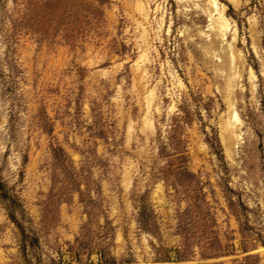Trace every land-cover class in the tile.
I'll list each match as a JSON object with an SVG mask.
<instances>
[{
  "label": "rangeland",
  "instance_id": "374dc122",
  "mask_svg": "<svg viewBox=\"0 0 264 264\" xmlns=\"http://www.w3.org/2000/svg\"><path fill=\"white\" fill-rule=\"evenodd\" d=\"M217 3L0 0V264H264V0Z\"/></svg>",
  "mask_w": 264,
  "mask_h": 264
},
{
  "label": "bare ground",
  "instance_id": "6f19581e",
  "mask_svg": "<svg viewBox=\"0 0 264 264\" xmlns=\"http://www.w3.org/2000/svg\"><path fill=\"white\" fill-rule=\"evenodd\" d=\"M231 1H235V0H231ZM210 5H211V11H214L212 9H218V3L217 0H210ZM209 13V12H208ZM222 12L220 13V23L219 26H215L217 28V30L219 31V35L220 37H223V32L224 30H227L229 28V25L227 23V21L223 18L222 16ZM212 16V13H211ZM214 23V22H213ZM215 28V29H216ZM216 31V30H215ZM226 63V62H225ZM229 65V64H228ZM224 71V70H223ZM230 108H232V105L230 106ZM232 120H234L235 123H232ZM241 121L238 118V116L234 113V111L231 113V118L229 119V121L225 124V126L223 127L224 132H226L227 134V139L228 137H233L234 135H236V133L238 132V127L236 126V124H239ZM237 137V136H236ZM238 138V137H237ZM226 139V138H225ZM226 139V140H227ZM225 140V141H226ZM234 144V143H233ZM229 148V147H228ZM229 152H231L230 149H228ZM231 155V154H230Z\"/></svg>",
  "mask_w": 264,
  "mask_h": 264
},
{
  "label": "trees",
  "instance_id": "16d2710c",
  "mask_svg": "<svg viewBox=\"0 0 264 264\" xmlns=\"http://www.w3.org/2000/svg\"><path fill=\"white\" fill-rule=\"evenodd\" d=\"M186 173H188V170L186 171ZM191 205V203H190ZM193 207L192 208H195V209H202V205L196 201H194V203H192ZM192 208L191 206L188 208V210L185 212L186 215L190 214L191 211H192ZM147 210H145V208H142L141 212H140V219H141V222L142 224H144L145 226L147 225V220H148V213L146 212Z\"/></svg>",
  "mask_w": 264,
  "mask_h": 264
}]
</instances>
